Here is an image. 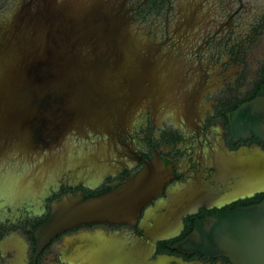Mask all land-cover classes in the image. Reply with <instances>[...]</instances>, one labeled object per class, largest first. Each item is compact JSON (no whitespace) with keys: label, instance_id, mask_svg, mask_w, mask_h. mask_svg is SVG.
<instances>
[{"label":"flooded vegetation","instance_id":"obj_1","mask_svg":"<svg viewBox=\"0 0 264 264\" xmlns=\"http://www.w3.org/2000/svg\"><path fill=\"white\" fill-rule=\"evenodd\" d=\"M27 1L0 0V26ZM107 4L116 36L92 39L100 49L92 55L110 67L92 84L106 92L94 94L103 119L32 132L28 149L0 126V264H232L172 245L197 219L264 198V140L234 136L228 117L264 82V0ZM85 43L64 37L61 57L85 56ZM6 56L0 51V72ZM152 160L174 173L136 224H83L36 257L31 229L56 199L99 193Z\"/></svg>","mask_w":264,"mask_h":264},{"label":"water","instance_id":"obj_2","mask_svg":"<svg viewBox=\"0 0 264 264\" xmlns=\"http://www.w3.org/2000/svg\"><path fill=\"white\" fill-rule=\"evenodd\" d=\"M111 25L107 0H32L3 20L0 51L7 56L0 72V126L16 133L18 147H31L32 132H56V127L103 119L104 107L94 94L106 92L92 84H98L101 71L109 72L110 67L92 55L100 52L92 39L116 36ZM78 35L86 39V55L61 57L62 39ZM17 52L23 54L9 57ZM46 117L50 129L45 128ZM228 117L234 136L256 135L264 140V82L253 99ZM165 164L152 160L99 193L71 192L56 199L52 215L31 229L36 257L59 234L83 224H136L142 209L163 191L174 173ZM155 238L150 245H155ZM172 247L226 256L232 264H264V198L197 219L192 231Z\"/></svg>","mask_w":264,"mask_h":264}]
</instances>
